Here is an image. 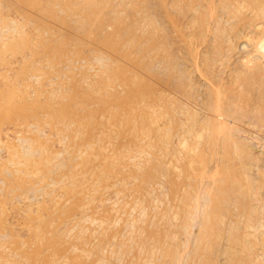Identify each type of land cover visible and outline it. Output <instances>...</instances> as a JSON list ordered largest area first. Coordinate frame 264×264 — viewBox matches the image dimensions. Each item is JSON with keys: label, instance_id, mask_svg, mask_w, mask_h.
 <instances>
[{"label": "rangeland", "instance_id": "rangeland-1", "mask_svg": "<svg viewBox=\"0 0 264 264\" xmlns=\"http://www.w3.org/2000/svg\"><path fill=\"white\" fill-rule=\"evenodd\" d=\"M69 1L74 11L83 12L85 10L86 12L90 10L87 2H85L87 7H85L84 0ZM81 1L82 4H80ZM154 1L156 2H153V0L151 2V0H149V4L148 0H134V2L132 0H126V2L125 0H102L103 4H99L98 7L103 10L102 17H104V19L108 17V20H105L108 22L107 25H109L115 17H120L123 14L121 17L122 19L116 18L117 20L121 19V24H124V26L120 25L121 27L118 28L123 30L120 34H125L126 30L131 28L134 22L137 23L134 24V26L138 25V27H135L136 29L132 26V31H130V29L127 30L126 35L123 34L125 38H123V35V37H121L119 33L115 35L116 38L120 36V39L123 38V41H126L128 44L130 43L129 46L123 48V52L120 51L121 54L119 51H113L112 53V50L104 47L105 44H103V46L99 41L96 43L92 40L93 42L91 43L89 42L91 39L88 41L85 39V36L86 38H90L87 33H89L88 31L92 28L90 24L93 22L91 20H94L93 15V18L91 17L90 21L85 24H83L82 21L80 22V20L78 21V18H76L75 20H77V23H73L76 32L74 29L70 30V33H72L71 35L68 34V31V33L65 32L67 33L66 35L75 37L77 40V42L73 41V47L77 44L76 48L78 50L80 49V51L83 50V52H86V55H88L86 59L87 63L84 61L85 65L83 62H79L75 70L73 69L70 71V69H65L63 70L65 73H72L73 75L71 74V76L74 78L77 77L78 80H81L82 77L85 79L86 77L88 78L86 82L88 84V82L92 83V81L98 80L100 78V73L114 64V66L112 65L111 67H116L115 65H118V69H121L123 66L124 69L127 68L125 70L122 68L123 71L128 72V68L129 72L133 70V73L128 72L127 75H130L131 78L132 76L134 77V74L136 75L134 80L132 78V81L135 83L136 80L137 83H132L135 89L138 87L144 89V86H146L145 89L148 88V92L146 91L147 93H149L150 89L152 90L150 91L152 94L150 93L151 95H149V99L152 98L150 99L151 101L149 100V112L152 115L151 118H153V120H151L154 125H152V123L153 129L151 127V130H148L151 132L155 129V131H152L153 134L152 132H148V130L145 131L146 133L148 132L145 137L149 138H147V140L143 136L146 141L141 144V147L138 145L130 147L131 151H135L137 154L130 152V156L133 155L134 158V160L131 159L130 162L136 163V165L132 167L135 174L130 176L128 171L126 172V170L121 169L119 171V180L114 177L108 182V185L106 183H99V181L97 182L95 180L94 183L97 182L95 183V190L99 188V191L92 193V195L96 194V198L93 201L92 198L95 196L93 197L91 195L92 197L90 199L85 198L86 207L89 209L86 210L87 215H84L80 225L86 228L92 227L98 224L95 217L105 216L107 218L106 225H110L113 229L116 228V230H121L123 232L122 236L125 238L127 237L125 234L129 235L133 230L135 231L136 227L138 228L139 225L143 227L142 224L144 221V223L148 222L144 225L156 228L153 230H158V228L163 230L172 225L169 227L170 229H168L173 230L177 228V230H175L178 232L179 236V238L177 235L174 237L175 242L177 240L181 241L183 237L181 243L177 241L178 249L181 251L178 250V256H176L178 258H176V260L179 262L177 261L174 264H264V50L261 49V51L260 48L257 49V47L253 45L255 42H259L264 38V28L263 30L260 29L261 31L257 29L261 24V26H264V0H195L198 3L194 2V0H180L181 2L177 0ZM145 2L146 4L144 5ZM158 3H160L161 6ZM254 3L257 6H254ZM79 4L83 7H80ZM132 5L133 7L135 6V8H133ZM149 5L155 6H151L153 10L150 9L151 7H148ZM18 7L19 6L16 5V1L14 0H0V37L2 38H0V47L2 46L0 49H8L5 47L8 45L6 43L11 41L13 37L17 36L19 38L18 33L15 32V30L13 31V29H17V26H19L18 28H22V30L25 29L23 32L26 33V36L32 35L31 40L33 39L32 41H34L36 38L34 34L35 30L33 29L34 26L41 25L42 23L45 24V21H47V24L49 23V19L39 18L41 19V21H39L41 24L39 22L35 23V21L38 20L35 19V25H33V23L28 25V21L32 18L28 16L26 18L25 13L27 12H22ZM77 7L82 10H78ZM141 7L142 10L144 9L143 11H141ZM131 9L138 12H135L136 15L138 14L137 18L139 16L142 18L139 17L137 19L135 13H130V11H132ZM154 10L155 12H153ZM148 12L153 13L149 14ZM134 18H136V21H134ZM122 20L126 21L129 25L131 23L133 24H131V26L128 25L127 28V24L125 26ZM142 20H144V22ZM129 21L131 22L129 23ZM152 21H155L154 23L157 27L151 24L153 23ZM9 22L10 24H8ZM75 24H77V26ZM24 25H28L27 28L29 29ZM152 25L156 27L154 29H156L157 34L151 31L153 29ZM110 27L105 37L108 36L113 38L111 33H108L109 29H111V32L113 30L112 27ZM124 27L126 28L124 29ZM146 27H148L149 30ZM31 30H34V32H31ZM142 30L154 33L150 35V33L143 32ZM133 31L135 32L133 33ZM139 31H141V33ZM8 32H11L10 35ZM153 34L157 35V41L156 38L155 41L153 40V37H155ZM34 35L35 38L33 37ZM57 35L56 33L52 39L59 40ZM66 35L61 33L63 39L60 38V40L62 39V41H64V39L67 38L66 41H69L70 38ZM133 35L134 37L136 35L138 38H132ZM233 35H235V37ZM11 36L13 37L10 38ZM3 37H5V40ZM6 38L10 39L6 40ZM144 38H148L150 42L151 39L152 42L154 41L153 44H151L152 42L150 43L152 46L154 45L153 47L150 46L152 47L151 51L153 49V53L151 52L152 55L150 54V49L145 50L149 48L147 47L150 45L149 43L147 46L144 44L146 47L144 45L141 46L144 42ZM93 43L97 45H92ZM155 43L158 45H155ZM88 44H90V47H97L90 48ZM243 45H245V47H243ZM4 49L2 50L3 52H0V62L6 60L10 63L8 64L6 62L8 65H6V63H0V69L7 71L6 75L4 72H1L4 77H2L0 73L1 78H3H0V95L5 93L7 88L10 90V86V88L13 89L15 87L18 88L19 85V91L23 93L25 85L24 83L22 84L23 81L20 82L22 79L19 80V78H22V76H20L22 73L21 71H23L21 67L25 65L27 68H32L30 65L33 64H30L29 61L37 58L38 55L33 58L32 54V56L28 55L30 51L27 49V53L25 52V54H27L26 57L28 59L26 58V63H24L21 57L19 58V56H17V58L15 55L16 59L14 58L10 53L12 50L8 49L9 51L7 50V52H5ZM30 49H32V47H30ZM39 49L40 48H38V50ZM124 49L126 51H124ZM38 50L37 52L40 51ZM127 50H129L135 58L138 57L137 59L139 62H135V58H132L131 55V60H125L127 58L123 59V53L129 52ZM102 51L105 56L101 59L102 55L99 54H101ZM117 53L120 55L118 54L119 56H116ZM260 57H263V59ZM41 59L42 58L38 59L39 61L36 59L37 63L36 60L35 62L32 61L34 62L33 67L39 62L42 65L45 64ZM110 59L114 63L111 61L109 62ZM106 60L108 62L104 63ZM137 63L141 64L138 65ZM142 63L143 66H141ZM90 64H92V69L90 68ZM109 64L111 65L109 66ZM42 65L39 67H42ZM13 66L14 68L17 67L15 68L16 70L20 69V72H18V70L16 72ZM44 67L49 69L47 65H44L43 68ZM25 69L24 67V70ZM137 75L144 76L140 78V76ZM138 78L141 80L139 79V81ZM83 79L82 83H85ZM17 80L19 82H17ZM71 80L74 81L73 79ZM72 81L69 79L70 85ZM32 82H34V80H32ZM21 85H24L22 86L23 88ZM149 86L152 87L149 89ZM59 87L55 88V92H58V90L60 91L62 87H60V89ZM4 88L6 90H4ZM62 90L61 92L63 93H56L57 95L60 94L58 98L67 93V95H70L65 97L66 99L68 98L67 100H70L74 95V93L71 95V91L69 90V93L66 89H64V91ZM122 94H124V92H122ZM122 94L121 96H128ZM123 127L124 125L120 124L114 128V130L112 128L111 137L113 140L117 141L123 138L124 134L122 130L125 129V127ZM48 133L49 130L46 129V133L43 136L47 137ZM2 136H4V134H2ZM2 136L1 142L3 141L6 143V141H10L9 143L20 145L19 147L20 149L22 148L21 150L23 152L26 150L28 151V149H26L29 148L27 141H21L20 139L19 142V137H14L12 134L4 136V139ZM56 138L57 136H53L55 149H64L63 145L65 140L64 142L57 140V142ZM2 143L0 144V149L3 148L2 150L5 153L0 150V157H2L0 158V162L5 161L6 163H4L8 164L9 159L7 158L6 150L2 147ZM62 157L63 160L60 159V164L71 163L69 159H66L67 155L65 153ZM195 158L198 163L195 161ZM6 159H8V162ZM190 163L193 164V168L197 174H195L193 168L191 169L192 165H190ZM202 163H204V166L201 165ZM197 164H200V167ZM189 165L190 167H188ZM199 170L206 171L203 174V172H199ZM199 178L202 179L199 180ZM3 186L0 180V198L4 202L6 201L5 204L2 202L4 206L1 204L3 207L0 208V212H4L5 210V214H7L5 218L2 217L4 214L0 215V218L4 219L5 224L8 222V225H10L8 227L6 225L8 229L13 228V230L6 231L8 235L4 237L6 242L11 241L10 239L12 238L18 240L27 239L29 234H27L28 230L24 222H26L30 216L36 214L34 210L37 212L39 203L40 205L42 203L50 204L52 198L49 197L52 195L58 199L61 198L60 192L56 194V191H60L58 188H55V190L51 192L53 188L44 187V184H42L36 189L28 190L29 192L26 195V199L25 197L22 198L24 199L22 201L26 202L20 201L21 199L19 198L15 199L19 201H15L14 199H11V201L10 198H3L1 190ZM44 188H46V190ZM48 193L51 195H48ZM102 194L104 197H102ZM27 198L30 199L28 200ZM8 201L12 204L10 205ZM13 203L16 205H13ZM185 204L187 206L189 205L187 209L190 212L185 218L187 221H185L184 217H181L182 215H177V213L179 214L182 211L180 207ZM21 205H24V207ZM5 206L6 208H4ZM25 206L26 209H24ZM29 208L30 210L33 209L31 211L32 213L28 210ZM155 213L158 214L155 216ZM80 214L81 212L79 215ZM26 216L28 217L25 219ZM23 218L26 221L23 220ZM9 219L10 221H8ZM182 219H184V221H182ZM153 220H155V222ZM127 221L132 223L131 226ZM153 222L156 226L159 225V227H156ZM126 223H128V227H126ZM167 223L168 227L166 226ZM151 224H153L154 227H152ZM19 225L20 227L24 226L26 230L22 227L23 230L20 231L22 228L20 229ZM32 225L34 224L32 223ZM160 225L164 228L160 227ZM14 227L19 229L16 230ZM16 233L18 236H22V239L15 235ZM5 240L0 241V244L5 242Z\"/></svg>", "mask_w": 264, "mask_h": 264}, {"label": "bare ground", "instance_id": "bare-ground-1", "mask_svg": "<svg viewBox=\"0 0 264 264\" xmlns=\"http://www.w3.org/2000/svg\"><path fill=\"white\" fill-rule=\"evenodd\" d=\"M14 1H16V5L19 6L18 7L19 10H21L22 12H27V13H25L26 18H27V16L32 18V19H30V21H28L29 22L28 25H31V23H33V25H35L34 24L35 19H38L37 21H35V23L36 22L38 23L43 18H47V20L49 19L48 20L49 23L47 24V21H45L46 22L45 24L44 23L41 24V22H39L41 25H38V26L35 25L34 26V28H33L35 30L34 34L36 35V38H35V35L33 36L35 38L34 41H32L33 39L31 40L32 35L31 36L29 35L30 37L26 36V33L23 32L25 29L22 30V28H18L19 26H17V29H13V31L15 30V32L18 33L19 38L17 36L16 37L11 36L10 38L13 37L11 39V41H8L9 43L8 42L6 43L9 46L8 45L5 46L9 50H12L10 53L14 56V58H15V55H16V57L19 56V58L21 57V59H22V61H24V63H26L25 61L28 59L26 57L27 54H25V52L27 53L26 50L28 49V51H30L29 52L30 54L28 53V55L32 54L33 58H35L38 55L37 58H35L33 60L29 59L31 61L28 60L30 64L34 65L35 60L36 59L38 60L40 58H42L41 61L45 62V64L42 65L39 62L40 65H42V67H39L40 65L38 66V64H39L38 63V64H35L34 67H33V65H30V66H32V68H27L25 65H23L26 69L24 70V67H21L23 69V71H21L22 73L20 75V76H22V78H19V80L22 79L20 82L23 81L22 84L24 83V85H25V86L21 85V87L24 86V89H23L24 92L20 93V91H19L20 85H19V87L16 85L18 88L15 87V88L11 89L10 88L11 86H10L9 87L10 90H8V88H7V91L0 95V144L3 142V141L1 142L2 134H4V136L12 134V136H14V137L15 136L19 137L18 141L20 139H21V141L25 140V142L27 141L29 144V148H26V149H28V151L26 150L23 152L21 150L22 148L20 149V147H19L20 145L18 146L16 144L9 143L10 141H8V142L6 141V143H4V142L2 143V145H3L2 147H4V149L6 150L7 158L9 159L8 164L10 165V167H9L8 164H5L6 163L5 161H4L5 163L0 162V180L4 185L1 189L2 194H3L2 196H3V198L5 197L4 199L10 198V200L11 199L15 200L16 198H19V199H21L20 201H22V200H24L22 198L25 197V199H26V195L29 192L28 191L29 189L30 190L36 189L37 187H40V185L44 184V187H48V188L50 187V189L53 188L51 192H53L55 190V188H58V190H60V191H56V194L60 192L62 199L60 197H59L60 199H58L52 195L53 197L52 196L49 197V198H52L51 203L50 204L48 203L49 205L43 204V203L40 205V203H39L38 210L35 208L37 210V212L34 210V212L36 214L34 215V212H33L34 216H30L27 221L25 219L28 216H26L25 219L23 218V220L26 221V222H24V224H26L25 227H27L26 229L28 230V233L27 232L26 233L29 234L27 239H25V240L24 239L18 240L15 238H14L15 239L14 240L12 238L13 240L10 239L11 241L6 242V240L4 239L5 235H7L6 231L13 230V228L8 229L7 227L10 226V225H8V222H7V224H5L4 219L0 218V241L5 240V242L0 244V264H174V263H176L178 261V260H176V258H177L176 256H178V250L179 249H178V244H177L178 240L175 242L174 237L176 235L178 236V232L176 231L177 228H175L176 230L175 229L169 230L170 229L169 227L172 226L171 225L168 227L169 221L166 224V226L169 229L165 228L163 230H161L159 228H158V230H153L156 228H151V226L149 227V226L144 225V224L148 223V222L144 223L145 222L144 221L142 224L143 227H140L141 225H139L138 228L136 227L135 231L133 230V232L130 233L131 235L129 233H128L129 235L125 234L127 236L126 238L124 236H122L123 232L121 230H118V229L116 230V228L114 226H112V227H114L115 229L111 228L110 225H106L107 218L105 216L95 217L98 224L94 225L92 227L86 228V227H83V225H80V222L84 218V215H87L86 210L89 209L86 207L85 198L90 199L92 196L94 197L96 195V194L92 195L93 192L99 191V188H98V190L97 189L95 190V188H96L95 183H97L99 181V183H106L108 185V182L111 181L112 178H114V177H116L117 180H119V178H120V176H119L120 172L119 171L121 169L126 170V172L128 171L130 176H133L135 174V171L133 170L132 167H133V165H136V163H131L132 161L130 162L131 159L134 160L133 155L130 156V152H133V151H131L130 147L133 145H138L139 147H141V144L144 141H146L147 138H149V137L146 138L145 136H147V133L150 132L149 130H151V127H152V125H154V123L152 121L153 118H151L152 115L149 112V109H150L149 108V106H150L149 100L152 99V98L149 99V95L152 94L150 92V91H152L150 89L152 86L151 87L149 86V89H150L149 93H147L148 88L145 89L146 86H144V89H142L138 86H137L138 88L136 87L137 89H135L134 88L135 86L133 87L132 83L135 84L136 80L134 83L132 81V78L134 80V77L136 75L134 74V77L132 76V78L130 77V75H127V73L129 72V68H128V72H126V71L122 70V68L124 66L121 67V69H118L117 68L118 65H115L116 67H111L112 65L114 66V64H112V65L109 64V66L110 65L111 66L108 67V69L106 68V70L104 69L102 71V73H100V76L98 73V76L100 77L98 80L92 79L95 81H92V83L88 82V84L86 83L88 81L87 80L88 78L85 77V79H83L84 77H82L81 80H78L77 77L74 78L73 76H71L72 73H69V72L65 73V71H63L65 69H70V71L73 69L75 70V67H78L77 64L79 62H83V64H84L85 63L84 61H86V63H87L86 59L88 58V55H86V52H83V50L80 51V49L78 50L76 48L77 44L75 47H73V45H74L73 41L77 42V40L75 39V37L70 36L72 34V33H70V30L74 29L73 23L76 22L77 20L78 21L80 20V22L82 21V23L85 24L86 22L90 21V18L93 15L94 20H91L93 22H91V24H90L92 26V28H90V31H88L89 33H87V35L90 38L87 37L88 38L87 39L85 36V39L87 41L89 39H91V41L89 40V42H91V43L93 41L98 43V41H99V43H102V45L105 44V46L104 45L103 46L106 47L107 49L112 50L111 51L112 53H113V51H115V52L119 51V53H120V51L123 52L122 51L123 48L129 46V44H130V43L128 44L126 41H123V38H125L124 35H126L127 30H129V29H130V31H132V29H131L132 26H134V24H137L134 21H136V18L138 15V14L136 15V13H138V12H136V10H132L133 8H135V6L133 7V5H132L133 8L131 9L132 11H130V13L132 12L131 14L136 12L135 13L136 18H134L135 20L133 21L134 24L131 23V24H133L132 26H131V24L130 25L127 24L126 18H125L126 21L122 20V22L125 23V26L127 24V28H128V25L131 26V28L127 29L126 33L125 34L123 33L124 34L123 35V34H120V32L122 33L123 30L118 29L122 25L124 26V24H121V21H120L122 19L121 17L123 16V14L120 17L119 16L115 17L113 20L114 22L112 21L111 23H109V25H107L108 22H106L105 20L108 17L104 19V17H102L103 10H101L98 7L99 4H101V5L103 4L102 0H84L83 1L84 4H85V2H87L88 8L90 9V10H87L86 12H85V10L83 12H79V11L77 12L76 10L74 11L72 9V4H70L69 0H44V1L43 0H14ZM132 1L134 2V0H132ZM157 1L160 2L159 0H157ZM177 1H180V0H177ZM198 1H200V0H198ZM125 2H126V0H125ZM146 2L144 3V5L146 4ZM148 2H149V0H148ZM151 2H152V0H151ZM153 2H156V1L153 0ZM192 2H190V3H192ZM194 2H197V1L194 0ZM129 3H130V1H129ZM186 3H188V2H186ZM80 4H82V1ZM80 4H79V6H80ZM149 4H150V2H149ZM158 4H160V3H158ZM111 5H112V3H111ZM136 5H137V2H136ZM188 5H190V4H188ZM253 5L257 6V5H255V3ZM151 6L149 5L148 7L150 8ZM160 6H161V4H160ZM162 6H164V5H162ZM20 7H21V9H20ZM85 7H87L86 4H85ZM136 7H138V6H136ZM148 7H146V8H148ZM152 7H155V6L153 5ZM152 7L150 9H152ZM194 7H196V6H194ZM75 9H76V7H75ZM77 9L82 10L81 8L79 9V7H77ZM103 9H105V8H103ZM127 9H129V8H127ZM143 10L141 7V11H143ZM72 12H74V13H72ZM153 12H155V10ZM153 12H151V13L148 12V13L152 14ZM111 13H109V14H111ZM148 13H146V14L149 15ZM126 14H124V15H126ZM34 15H35V17H34ZM130 16H132V15H130ZM39 18H41V19H39ZM76 18H78V19L75 20ZM116 18H118V19L121 18V19L117 20ZM140 18H142V17H140ZM147 18H150V17H147ZM131 21H129V23ZM142 21L144 22V20H142ZM154 22L151 24H154V26H156V24ZM8 24H10V22ZM75 25L77 26V24H75ZM79 25H80V23H79ZM261 25H259L257 27V29L259 31H261L260 29L263 30V28H264V26H261ZM13 26H16V25H13ZM27 26H25V27L27 28ZM110 26L112 27L113 30L111 32L110 31L111 29H109L108 33L109 34L111 33V36H113V38L112 37L110 38L108 36L105 37L107 35V31H108V28ZM144 26H142V27H144ZM135 27H138V25L137 26L135 25L133 28L136 29ZM156 27H153V25H152L153 29L151 30V31H154L155 34H157L156 29H154ZM125 28L126 27H124V29ZM146 28L148 29V27H146ZM27 29H29V28H27ZM34 30H31V32L32 31L34 32ZM74 30L76 32V29H74ZM143 30H144V28H143ZM65 32H67L70 35H66L67 33H65ZM134 32L135 31H133V33ZM136 32H137V30H136ZM139 32L141 33V31H139ZM143 32L150 33V31L147 32L146 30ZM154 32H152V33H154ZM10 33L8 32L9 35H10ZM56 33L59 35V36L57 35L59 40L58 39H56V40L52 39V38H54L53 36H55ZM61 33L68 36L70 38L69 41H66L67 38L64 39V41H62L63 36L61 37ZM118 33L120 34L121 37H123V36L124 37L122 39H120V36L116 38L115 35H117ZM130 33H132V32H130ZM152 33H150V35ZM128 34H129V32H128ZM144 34H143V36H144ZM12 35H14V34H12ZM136 35H137V33H136ZM136 35H135V37H134V35H133V37L132 36L131 37L137 39L138 37H136ZM73 36H75V35H73ZM154 36L155 37H153L154 38L153 40L155 41V38H156V41H157V38H158V37H156L157 35H154ZM233 36L235 37V35H233ZM4 38L5 37H3V39ZM10 38H6V40L10 39ZM60 38H62V39L60 40ZM132 38H131V40H132ZM71 39H74V40H71ZM147 39L144 38V42L142 41L143 43L141 44V46H143L144 44L147 46L148 43L150 44L152 42V39H151V42L149 39L148 40ZM125 40H127V39H125ZM154 41L151 44H153ZM159 41L160 40L158 39V42ZM79 43H80V41H79ZM2 44H5V43H2ZM85 44H87V43H85ZM126 44H128V45H126ZM151 44L149 46H147L149 48H146L145 50L150 49V54L152 55L153 49L151 51V48L154 45L152 46ZM156 44L157 43H155V45ZM247 44H248V42H247ZM89 45L90 44H88V46ZM92 45H97V44L93 43ZM245 45H243V47H245ZM253 45L255 47H257V49L260 48V50L261 49L264 50V38H262L259 42H255ZM13 46H17V47H13ZM150 46H152V47H150ZM26 47H28V48H26ZM30 47H32V49L34 48L37 50H38V48H40L39 49L40 51L38 50L39 52H37V50H34V49L32 50V49H30ZM94 47H97V46H94ZM94 47H90V48H94ZM24 48H26V49H24ZM74 48H75V50H74ZM3 49L4 48L0 49L1 50L0 52H3L2 51ZM8 49H6V50L4 49L5 52H7ZM129 49H130V47H129ZM96 50H98V49H96ZM34 51H36V52H34ZM124 51H126V50L124 49ZM127 51H129V50H127ZM115 52H114V54H115ZM129 52L123 53V55H122V57H124L123 59L127 58L125 60H129V59L131 60V57L132 58L134 57V56H132L133 54H131V52L129 54ZM134 52H137V51H134ZM119 53H117L116 56H119L121 54V53L120 54ZM11 54H9V55H11ZM9 55H8V57H9ZM99 55H102L101 59L103 58V56H105V55H103V51ZM130 55H131V57H130ZM263 56H264V54H263ZM38 57H40V58H38ZM148 57H149V55H148ZM137 58L138 57H136L135 60L134 59L133 60L135 62L136 61L139 62V60ZM106 59H107V57H106ZM114 59H115V57H114ZM120 59H122V58H120ZM261 59H263V57ZM37 60H36V63H37ZM2 61L0 62L1 64L7 62L6 60H2ZM28 61H27V63H28ZM32 61H34V62H32ZM110 61H111V59L109 60V62ZM106 62H108V61L106 60L104 63H106ZM111 62H113V61H111ZM7 63L9 64L10 62H7ZM7 63H6V65H8ZM11 64H10V66H11ZM137 64L139 65L141 63H137ZM6 65H5V67H6ZM44 65H47V67H49V69L46 67L43 68ZM91 65L92 64H90V68L92 69L93 67H91ZM2 66H4V65H2ZM14 66H15V64H14ZM14 66H13V68H14ZM36 66H38L39 68ZM141 66H143V63ZM15 68H17V67H15ZM15 68H14V70H16ZM102 68H105V67H102ZM7 69H8V67H7ZM46 69H48V70H46ZM125 69H127V68H125ZM142 69H144V68H142ZM1 70H3V71H1ZM17 70H16V72H17ZM29 70H31V71H29ZM80 70H81V68H80ZM132 71H130V72H132ZM1 72L2 73L4 72V74L6 75L7 71H4V69H0V73ZM18 72H20V69L18 70ZM82 72H84V71H82ZM135 72H136V70H135ZM149 72H150V70H149ZM69 74H70V76H69ZM126 75H127V77H126ZM1 76L4 77L3 74ZM1 76H0V78H1ZM137 76H140V75H137ZM141 76H140V78H141ZM6 78H7V76H6ZM93 78H94V76H93ZM140 78H138V80ZM1 79H3V78H1ZM11 79H12V77H11ZM69 79H70V81H72L71 79L74 80V81H72L71 85L69 84ZM82 79H83V81H85L86 84L84 82L82 83ZM32 80H34V82H32ZM17 82H19V81L17 80ZM4 84H6V83H4ZM7 84H8V82H7ZM139 85H141V84H139ZM56 86H58V87L60 86L63 88V90H62V88L60 89V87H59V89H60V91L58 90L59 93L61 92V90L64 91V89H66L67 92L69 90V91H71V95L73 93H74V95L70 98V100H67L68 98L66 99L65 96L68 97V95H70V94L67 95V93H65L66 92V90H65V92H64L65 94L62 95V97L63 96L64 97L62 98L60 96L58 98V96L63 92H61L60 94L57 95L56 93H58V92H55L56 91L55 88H58V87H56ZM4 90H6V89L4 88ZM25 90H27V91H25ZM21 92H22V90H21ZM122 92H124V94H122ZM121 94L122 95L126 94L128 96L124 97V96H121ZM120 124L121 125L123 124L125 127V129L122 130L124 136H123V138L121 137L122 139H120V140L118 139L116 141V140H113V138L111 137L112 136L111 131H112V128L114 130V128H116ZM46 129L49 130V133H48L47 137H44L43 135H45ZM152 129H153V127H152ZM146 130H148L147 133L145 132ZM154 131H155V129H154ZM144 132L146 133V135ZM153 132H152V134H153ZM156 132H158V131H156ZM4 136H2V138ZM53 136H57L56 141L60 140L61 142H64V140H65V143L63 145L64 149H62V150L55 149L56 147L53 144V142H54ZM17 137H16V139H17ZM11 141H12V139H11ZM26 145H27V143H26ZM2 149H0V150L3 151ZM64 153L67 155L66 159H69L71 161L70 164H66V163L60 164V159L63 160L62 156ZM133 153L136 154L135 151ZM129 156H130V158H129ZM0 158H2V157H0ZM8 159H6L7 162H8ZM195 161H196V158H195ZM67 162H69V161H67ZM196 162L198 163V161H196ZM191 163H190V165H192V167H191V169H192L194 166ZM219 164H221V163H219ZM190 165L188 167H190ZM201 165L204 166V163H202ZM212 167H214V166H212ZM204 169H206V168H204ZM193 171L195 172L194 168H193ZM205 171L199 170V172H203V174ZM195 174H197V172H195ZM125 178H127V177H125ZM200 179H202V178H199V180ZM95 180L97 182L94 183ZM143 180H144V178H143ZM113 181H114V179H113ZM141 182H143V181H141ZM145 184H143V185H145ZM44 189L46 190V188H44ZM44 189H43V191H44ZM41 191H42V188H41ZM48 195H51V194L48 193ZM102 197H104L103 194H102ZM102 197H100V198H102ZM95 198H96V196L94 198H92V201ZM33 199H35V198H33ZM17 200H15V201H17ZM2 202H4V201H2L0 198V208L4 206ZM5 202H4V204H5ZM8 202L10 205L12 204V203H10V201H8ZM22 202H26V201H22ZM94 202H96V201H94ZM19 203H21V202H19ZM6 204H8V203H6ZM28 204H30V203H28ZM13 205H16V204L13 203ZM6 206L4 208H6ZM19 206H20V204H19ZM21 206L24 207V205H21ZM188 206L185 204L184 206L180 207V208H182L181 209L182 211L180 212V210H179L180 213L179 214L177 213V215H182L181 217H184V219H185L190 214L189 210L187 209ZM24 209H26V206ZM20 210H22V209H20ZM28 210H30V208ZM32 210H30V212ZM174 210H176V209H174ZM0 211H1V209H0ZM15 211L17 212L16 209H15ZM80 212H81V214L79 215ZM2 214H4V215H2ZM23 214H24V212H23ZM157 214L155 213V216ZM0 215H2V217L5 218V216L7 214H5V210H4V212H0ZM175 217H176V215H175ZM179 218H180V216H179ZM184 219H182V221H184ZM174 220H176V219H174ZM8 221H10V219ZM150 221H152V220H150ZM153 221L155 222V220H153ZM185 221H187V220L185 219ZM21 222H23V221H21ZM127 222H129V221H127ZM13 223H14V220H13ZM32 223L34 225H32ZM129 223L131 226L132 223L131 222H129ZM160 223H161V221H160ZM165 223H163V224H165ZM19 224H21V223H19ZM6 225H7V227H6ZM125 225H127L126 227H128V223H126ZM151 225H152V227H154L153 224H151ZM154 225H155V223H154ZM181 226H184V225H181ZM22 227L24 228V230H26L24 226H22ZM22 227H20V225H19L20 229ZM156 227H159V225H157ZM160 227H162V226L160 225ZM23 228L20 231H22ZM162 228H164V227H162ZM15 229H14V231H15ZM18 229H16V230H18ZM179 229H180V227H179ZM8 233H10V232H8ZM11 233H12V231H11ZM17 233L15 235H17ZM19 233H21V232H19ZM7 236H6V239H7ZM17 236H16V238H17ZM66 236H70V237H66ZM18 237L21 238L22 236L19 235ZM178 238H179V236H178ZM1 239H3V240H1ZM182 239H183V237H182ZM182 239H181V241H183ZM179 241H178V243H179ZM181 241H180V243H181ZM179 251H181V250H179Z\"/></svg>", "mask_w": 264, "mask_h": 264}]
</instances>
